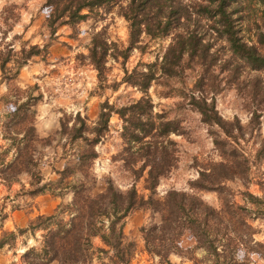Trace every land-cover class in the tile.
I'll list each match as a JSON object with an SVG mask.
<instances>
[{"label":"rangeland","instance_id":"rangeland-1","mask_svg":"<svg viewBox=\"0 0 264 264\" xmlns=\"http://www.w3.org/2000/svg\"><path fill=\"white\" fill-rule=\"evenodd\" d=\"M47 1L0 0V51L6 54L13 50L7 66L10 73L3 74L0 69V237L4 233L16 234L14 243L0 251V264H26L25 252L33 247L41 248L45 231L34 228L40 225V216L50 217L62 212L65 221L71 219L67 207L73 202L72 190L76 186L84 185L86 196L91 197L105 193L109 182L122 193L134 186L145 200L151 195L146 189L148 170L140 179L134 173L140 170L143 162L126 164L123 152L128 145L122 138L123 123L116 111L144 97L137 88L124 83L126 71L131 73L135 68L148 71V65L158 61L171 38L152 40L143 36L144 52L130 49L129 23L120 16L118 4L102 8L99 14L90 15L77 25H70L63 19L51 27L53 9ZM122 2L127 5L128 0L118 1ZM182 2L206 4L205 0ZM232 4L244 9L239 14L243 17L239 24L241 35L248 44H254L257 25H264V7L253 0H238V3L232 0ZM205 24L203 22L202 26ZM100 31L116 44L109 52L111 56L104 80L88 59L92 36ZM216 35L212 51L220 56L214 66V75H218L217 109L226 120L240 119L244 136L232 145L249 158L251 167L246 178L248 183L237 179L227 182L226 186L236 193L234 201L244 205L243 193L264 196V154L261 159L257 157L264 144V102H261V95L253 96L256 77L264 78V72L242 67V77L234 80L230 73L232 65L225 64L231 60V53L225 41ZM33 47L37 49L34 51ZM189 67L186 64V68L173 78L162 77L158 72L159 82L153 83L148 92L154 105L153 116L162 115L178 129L169 136L173 144L168 147L174 151L172 166L160 179L154 198L163 201L169 191L176 190L197 194L207 204L218 208L217 193L193 187L200 179V173L221 162V158L213 143L211 128L190 105L189 97L199 72ZM152 69L156 70L155 67ZM222 69H226L225 72H221ZM36 97H41L37 104L32 101V107L22 108L29 99ZM106 103L114 107L115 113L110 118L108 131L95 147L98 157L85 170H80L79 155L90 149L89 141L96 137L92 129L97 126L101 108ZM255 110L262 117L260 126L254 130L250 120L251 112ZM17 111L21 114L12 121ZM78 114L90 128L85 135L89 141L72 140L73 126H80L76 122ZM62 123L68 130L62 129ZM31 126L36 129L34 137L20 143ZM138 148L139 145H133L132 151L137 152ZM18 152H23L26 158L32 157L33 163L29 165L27 159H20L16 169L6 171V166L15 160ZM66 169L71 171L63 178L60 173ZM245 184H249L248 189ZM110 207L106 201L104 208L109 211ZM157 222L149 207L135 208L124 219L126 241L136 246L133 264H159L157 256L152 257L146 252L142 232ZM103 223L107 228L108 219L104 218ZM254 226L264 231V219H259ZM174 232L167 234L169 237L177 235V248L170 253L173 263L213 264L215 259L198 246L192 230L180 228ZM256 239L262 242L264 236L259 235ZM93 243L95 248L104 247L100 238H95ZM97 255L92 264H101L99 258L102 256L108 263L105 255ZM236 255L239 260L264 264L259 255L242 248Z\"/></svg>","mask_w":264,"mask_h":264},{"label":"trees","instance_id":"trees-1","mask_svg":"<svg viewBox=\"0 0 264 264\" xmlns=\"http://www.w3.org/2000/svg\"><path fill=\"white\" fill-rule=\"evenodd\" d=\"M119 0H48L51 7L50 26L66 19L68 24L77 25L90 15L99 14L102 8H110L118 4L119 14L129 23L130 49L144 52L143 36L152 40L171 38L163 55L157 62L148 65V71L135 68L131 73L126 71L124 83L137 88L144 94L140 100L116 111L122 120V138L128 145L123 152L126 164L134 165L142 161L139 171H134L140 179L147 171L146 189L151 192L147 200L138 195L136 187L122 193L112 182H109L105 193L95 197L86 196L84 185L74 187L73 202L67 207L71 219L65 221L63 213L50 217L40 216V228L45 231L42 235L41 248H30L23 255L26 264H92L97 254L105 255L101 264H133L136 246L126 241L124 219L138 207H149L157 217V225L143 229L145 250L159 258V264H176L170 259V253L177 248V235L167 234L180 228H188L195 234L198 246L206 249L213 264H252L249 259L239 260L237 251L242 248L248 253H254L264 259V240L257 241L256 237L264 236V231L257 229L254 223L264 219V196L258 197L250 192L243 193L244 205L237 204L236 193L226 186L229 181L241 179L248 183L250 160L232 144L244 136L243 125L239 118L229 121L223 118L217 109L216 81L214 66L219 62V55L212 51L216 41L223 39L231 53V77L239 80L242 77V67L250 71L264 72V25H257V39L254 44L244 41L242 29L239 26L243 17L239 14L243 8L233 6L232 0H205L206 4L182 0H128L127 5L118 3ZM121 1V0H120ZM238 3V0H233ZM264 7V0H253ZM264 14V12H263ZM238 16V17H237ZM264 19V15H263ZM206 24L202 26V23ZM264 24V23H263ZM207 27V28H206ZM112 45L104 31L92 36L88 59L104 80L107 71L106 64ZM33 47L32 50H36ZM12 51L4 54L0 51V69L3 74H9L8 64L12 60ZM127 58V57H125ZM192 63V65L190 64ZM191 66L199 74L190 95V105L201 115L202 122L211 128L213 143L219 153L221 162L214 163L209 169L200 173V179L193 185L200 191L218 194V208L207 204L199 195L188 192L169 191L163 201L156 200L154 194L160 179L168 171L174 151L168 145L171 133H177L174 122L166 120L162 115L153 116V102L148 92L153 83L159 82L158 72L162 77L173 78L184 68ZM21 67V63H18ZM194 65V66H193ZM155 67L154 71L152 68ZM190 68V67H189ZM222 69L221 72H225ZM253 88V96L262 98L264 102V78L257 76ZM41 97H36L25 103L22 108L32 107ZM35 104V105H36ZM99 122L92 133L96 136L89 141L85 135L89 132L86 120L78 114L73 126L72 140H88L89 150L79 155L78 169L85 170L98 157L95 147L100 143L109 128L110 118L114 107L103 104ZM27 110V109H26ZM15 120L20 114L17 111ZM262 114L257 110L251 112L250 126L257 129L261 124ZM68 130L62 123V129ZM218 128L219 130H216ZM35 127L25 131L20 143L28 142L34 137ZM16 140L14 141V143ZM133 145H139L138 151H132ZM264 144L258 151L261 159ZM23 152L16 153L17 157L6 166V171L17 168L19 160L32 164L34 159L26 158ZM28 157V154H27ZM4 164V163H3ZM130 168V167H129ZM69 171L60 173L66 178ZM133 171V169H132ZM249 184L244 187L248 189ZM109 202L110 210L104 208ZM107 218L109 225L105 228L103 220ZM23 232V231H20ZM175 233V232H174ZM100 238L104 247L95 248L93 240ZM12 240L9 243V240ZM16 240L13 232L4 233L0 237V251ZM98 256V255H97Z\"/></svg>","mask_w":264,"mask_h":264}]
</instances>
